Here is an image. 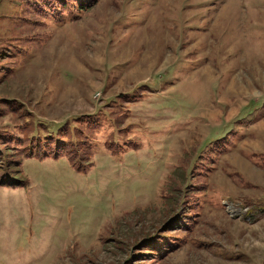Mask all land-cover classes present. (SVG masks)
<instances>
[{
  "label": "rangeland",
  "instance_id": "1",
  "mask_svg": "<svg viewBox=\"0 0 264 264\" xmlns=\"http://www.w3.org/2000/svg\"><path fill=\"white\" fill-rule=\"evenodd\" d=\"M0 264H264V0H0Z\"/></svg>",
  "mask_w": 264,
  "mask_h": 264
},
{
  "label": "trees",
  "instance_id": "2",
  "mask_svg": "<svg viewBox=\"0 0 264 264\" xmlns=\"http://www.w3.org/2000/svg\"><path fill=\"white\" fill-rule=\"evenodd\" d=\"M88 147V146H87ZM89 149V148H88Z\"/></svg>",
  "mask_w": 264,
  "mask_h": 264
}]
</instances>
